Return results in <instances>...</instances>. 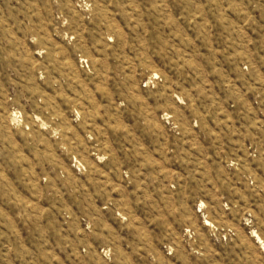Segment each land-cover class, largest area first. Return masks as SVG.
<instances>
[{"label": "rangeland", "instance_id": "obj_1", "mask_svg": "<svg viewBox=\"0 0 264 264\" xmlns=\"http://www.w3.org/2000/svg\"><path fill=\"white\" fill-rule=\"evenodd\" d=\"M0 264H264V0H0Z\"/></svg>", "mask_w": 264, "mask_h": 264}]
</instances>
